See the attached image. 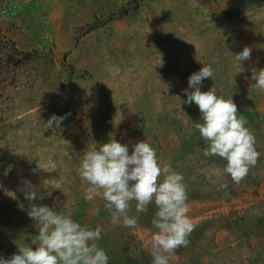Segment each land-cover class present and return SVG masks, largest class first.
Here are the masks:
<instances>
[{"label": "rangeland", "instance_id": "1", "mask_svg": "<svg viewBox=\"0 0 264 264\" xmlns=\"http://www.w3.org/2000/svg\"><path fill=\"white\" fill-rule=\"evenodd\" d=\"M203 65L213 76L200 90L231 98L255 136L260 156L239 184L214 174L226 161L203 155L199 109L183 103ZM261 68L264 0H0V257L35 248L36 204L101 228L108 264H152L154 205L132 229L85 199L80 160L115 139L129 153L144 140L183 175L196 227L169 264H264V92L251 79ZM53 114L66 115L59 128H47Z\"/></svg>", "mask_w": 264, "mask_h": 264}, {"label": "clouds", "instance_id": "2", "mask_svg": "<svg viewBox=\"0 0 264 264\" xmlns=\"http://www.w3.org/2000/svg\"><path fill=\"white\" fill-rule=\"evenodd\" d=\"M251 51L244 47L234 55L239 65L251 58ZM159 64H163L162 59ZM212 76L210 65H203L192 73L188 77L192 90H184L187 99L183 103H195L199 109L201 119L194 127L206 144L203 155L218 156L226 161L223 169H215L214 174H227L239 184L257 164L260 153L256 150L253 132L246 127V118L239 115L233 100L218 96L213 87L200 90L202 81ZM251 79L255 81L253 86L264 92V68L253 69ZM64 119L66 115L53 114L46 122L47 128L53 125L59 128ZM78 173L86 185L85 199H102L114 225L134 229L140 214L154 205L156 210L151 223L156 231L149 241L152 264H169L175 251L188 245V237L196 225L189 216L191 208L183 175L173 171L169 163H161L149 143L136 142L129 153L127 145L110 139L98 149L94 147L84 152ZM25 186V198L37 199L31 182L25 181ZM54 188L60 189L59 184ZM133 202L136 215L129 214ZM28 215L38 228V234L31 240L35 248L22 243L18 253L7 259L0 257V264H108V255L95 243L101 237V228L82 226L71 216L46 205L32 204Z\"/></svg>", "mask_w": 264, "mask_h": 264}, {"label": "trees", "instance_id": "3", "mask_svg": "<svg viewBox=\"0 0 264 264\" xmlns=\"http://www.w3.org/2000/svg\"><path fill=\"white\" fill-rule=\"evenodd\" d=\"M261 1L262 0H248V2L251 3V4H254V3L255 4H257V3L259 4V3H261Z\"/></svg>", "mask_w": 264, "mask_h": 264}]
</instances>
